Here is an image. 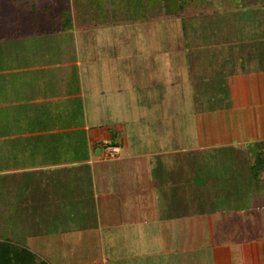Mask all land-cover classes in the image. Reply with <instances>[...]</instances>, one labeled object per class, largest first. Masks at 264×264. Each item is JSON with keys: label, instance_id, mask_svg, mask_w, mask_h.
I'll return each instance as SVG.
<instances>
[{"label": "rangeland", "instance_id": "374dc122", "mask_svg": "<svg viewBox=\"0 0 264 264\" xmlns=\"http://www.w3.org/2000/svg\"><path fill=\"white\" fill-rule=\"evenodd\" d=\"M260 1L186 0L185 13L177 15L159 0L146 2L148 6L131 0H0V99L6 95L9 68L75 61L89 124L103 138L116 129L121 133L122 138L116 137L123 146L121 160L87 165L74 183L67 182L75 197L87 195V207L76 210L68 224L83 230L75 231V239H88L85 245L75 241V248H62L64 254L82 256L88 264L243 261L229 232L226 207L247 206L259 196L255 187L263 185L249 182L262 167L252 165L258 156L264 160V153L244 141L248 136L234 135L232 110H238L232 105L230 59L221 55L223 50L205 56L190 49L185 31L192 13L237 8L247 13L249 30L263 33ZM29 34L38 38L28 39ZM215 63L217 74L210 71V76L207 67ZM87 67L100 78L96 89L88 86ZM115 97L117 105L111 104ZM74 102L72 110L65 105L54 120L25 118L20 130H64L63 138L75 144L77 135L65 130L85 118L81 104L77 108ZM25 111L21 114L28 115ZM74 148L71 156L86 153ZM260 196L258 204L264 200ZM247 254L246 261L255 259Z\"/></svg>", "mask_w": 264, "mask_h": 264}, {"label": "crops", "instance_id": "0c3cea01", "mask_svg": "<svg viewBox=\"0 0 264 264\" xmlns=\"http://www.w3.org/2000/svg\"><path fill=\"white\" fill-rule=\"evenodd\" d=\"M260 2L264 8V0ZM185 10L186 6L181 14ZM192 15L186 19L185 31L190 49L206 53L205 56L211 51L223 50L221 55L230 59L231 90L233 102L236 101L232 105L235 104L238 110L237 113L232 110L233 116H236L232 120L233 129L236 130L233 134L248 136L244 141L255 144L256 151L264 153V32L256 31L254 34L253 30H249L248 18L245 22L247 13L237 8L224 11L202 9ZM261 20L264 22V17ZM35 35L29 34L27 37L38 38ZM75 66L78 67L75 61L51 60L44 65L15 66L6 71L7 91L3 96L5 98L0 99V184L6 185L0 188V243L10 246L7 254V249L6 253L3 252L5 247L0 245V260L6 257L7 264H88L82 256L77 259L63 252L64 249L75 248V241L85 245L83 242L88 239L87 235L75 239V231L81 233L83 230L68 224L76 210H85L87 207L84 201L87 195L81 193L75 197V192L70 191L67 182L72 179L74 183L79 169L87 165L94 166L96 162L109 159L121 160L123 146L116 138H122L118 129L110 131L103 138L100 130L89 124V109L80 101L81 92L85 90L75 81L81 69ZM216 66V63L208 65V75H212L210 71L217 74ZM91 70L90 67L86 69L88 86L96 89L100 78L93 77ZM100 71L103 72L102 69ZM73 99L76 107L78 102L81 104L85 118L83 124L75 122V126L65 130L77 135L75 144L73 140L68 142L69 139L63 138L61 132L64 130L47 127L20 130L26 124L24 122V126H21L25 118L49 121L64 113L65 105H69L68 109L72 110L73 102L69 100ZM117 99L113 98L111 104L117 105ZM118 103L121 110V101ZM25 109L28 115L21 114ZM94 111H99V108ZM76 114H79V110ZM99 116L94 114V120L99 119ZM238 140L243 141L241 138ZM109 142L120 146L121 152L117 158L105 157L104 147ZM79 143H82L83 148L78 147ZM73 147L81 149L78 151L83 149L86 153L79 152L71 156L69 153H72ZM252 166L256 168L255 163ZM253 178L250 184L263 185L255 187L259 196L254 195L249 199L247 206L243 204L239 208L232 203V206L227 204L226 207L230 216L229 232L237 243L235 247H241L238 254L243 261L222 260L223 264H249V261L264 264V226L259 222L262 214L258 208L261 203L264 205V200L261 202V198L258 204L257 199L262 196L260 194L264 198V168H260ZM237 184L234 185L238 191L235 201L240 198ZM64 191L73 194L63 195ZM80 196L81 202L76 201ZM57 216H62L64 220L57 219ZM60 241L71 243L57 248L52 246ZM234 252L237 254V251ZM248 252L257 260L246 261ZM106 260L104 258L103 262ZM96 261L99 262L98 259Z\"/></svg>", "mask_w": 264, "mask_h": 264}, {"label": "trees", "instance_id": "16d2710c", "mask_svg": "<svg viewBox=\"0 0 264 264\" xmlns=\"http://www.w3.org/2000/svg\"><path fill=\"white\" fill-rule=\"evenodd\" d=\"M131 1H132V3H133V1H136L139 4V6H144L147 4L146 2H150V1L152 3V0H145L146 2H144L143 0H131ZM159 2L160 3L162 2L163 6H165V7L167 6V9H166L167 11L172 10V13L177 14V15L180 13H183V11L185 9V4H186V0H159ZM147 6H148V4H147ZM261 154H263V152H261ZM258 165H261L262 166L261 168H264V160L262 159L261 156L260 157L258 156L255 160V167L257 168ZM259 170H260V168H259ZM0 245L2 247H5V250L3 249V252L6 253V249H7V254H8L9 253L8 249H9L10 245L5 244V243H3V244L0 243ZM0 264H7L6 257H5V259L0 260Z\"/></svg>", "mask_w": 264, "mask_h": 264}, {"label": "built area", "instance_id": "2783aa9c", "mask_svg": "<svg viewBox=\"0 0 264 264\" xmlns=\"http://www.w3.org/2000/svg\"><path fill=\"white\" fill-rule=\"evenodd\" d=\"M105 157L106 158H117L120 155V146L109 142L104 147Z\"/></svg>", "mask_w": 264, "mask_h": 264}]
</instances>
